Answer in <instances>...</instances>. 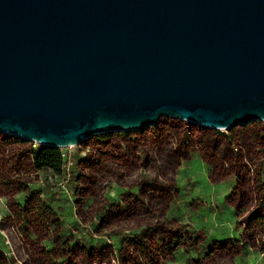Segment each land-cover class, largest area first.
I'll list each match as a JSON object with an SVG mask.
<instances>
[{"label":"water","instance_id":"95a60500","mask_svg":"<svg viewBox=\"0 0 264 264\" xmlns=\"http://www.w3.org/2000/svg\"><path fill=\"white\" fill-rule=\"evenodd\" d=\"M162 117L264 123V0H0V133L64 149Z\"/></svg>","mask_w":264,"mask_h":264},{"label":"rangeland","instance_id":"374dc122","mask_svg":"<svg viewBox=\"0 0 264 264\" xmlns=\"http://www.w3.org/2000/svg\"><path fill=\"white\" fill-rule=\"evenodd\" d=\"M35 148L0 133V264H146L138 235L162 264H264L263 122L211 130L162 117L59 149L62 176L33 169ZM156 227L168 240L152 241Z\"/></svg>","mask_w":264,"mask_h":264},{"label":"trees","instance_id":"16d2710c","mask_svg":"<svg viewBox=\"0 0 264 264\" xmlns=\"http://www.w3.org/2000/svg\"><path fill=\"white\" fill-rule=\"evenodd\" d=\"M28 156L31 161V165L34 170L39 171V170H47L53 173V175L56 176H62L64 175L65 172V159L63 158V154L59 149L55 148H49V147H43V146H38L37 148L28 151ZM52 200L48 199V204L45 205V207L53 212V208L51 207ZM155 234V237H154ZM63 238V241L59 244L60 245V250L63 252V258L65 260H69L70 253L72 252L73 249H70V240L66 236V234L61 235ZM152 241L154 243L156 241H164L168 240L169 238V232L166 231L164 228H155L152 231ZM135 239V245H137L138 250L140 253L143 255L145 259H147L146 264H162L161 261H159V251L162 252L161 249H158L156 247L150 246V243L147 242L146 239L141 238V235H138L134 237ZM172 244L175 246H178V240H173ZM86 253H90V250ZM161 258V257H160ZM122 264H125L124 261L121 262ZM139 264V263H137Z\"/></svg>","mask_w":264,"mask_h":264},{"label":"built area","instance_id":"2783aa9c","mask_svg":"<svg viewBox=\"0 0 264 264\" xmlns=\"http://www.w3.org/2000/svg\"><path fill=\"white\" fill-rule=\"evenodd\" d=\"M33 143V142H32ZM33 144H35V146H39L38 144H36V143H33ZM33 150V149H32ZM41 171H43V170H39L38 172H41Z\"/></svg>","mask_w":264,"mask_h":264}]
</instances>
